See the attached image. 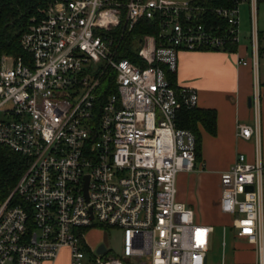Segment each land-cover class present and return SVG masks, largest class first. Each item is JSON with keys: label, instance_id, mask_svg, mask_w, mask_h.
Returning a JSON list of instances; mask_svg holds the SVG:
<instances>
[{"label": "built area", "instance_id": "2783aa9c", "mask_svg": "<svg viewBox=\"0 0 264 264\" xmlns=\"http://www.w3.org/2000/svg\"><path fill=\"white\" fill-rule=\"evenodd\" d=\"M246 1L257 119L239 124L238 136L253 139L255 160L239 154L224 172L219 207L264 264L257 0L216 8L226 29L208 27L203 7L180 0H52L32 19L24 55L0 61V146L28 160L0 205V264L54 263L64 249L71 264H206L214 227L177 199L178 175L197 171L196 135L177 126L178 115L199 96L167 75L181 51L238 43ZM143 18L158 21V34L138 38L136 62L119 59L127 30ZM106 77L115 92L102 98ZM97 226L122 232L119 255L88 243Z\"/></svg>", "mask_w": 264, "mask_h": 264}, {"label": "crops", "instance_id": "0c3cea01", "mask_svg": "<svg viewBox=\"0 0 264 264\" xmlns=\"http://www.w3.org/2000/svg\"><path fill=\"white\" fill-rule=\"evenodd\" d=\"M242 5L246 6L245 23L241 19ZM239 10V41L235 52L225 49H204L185 50L178 55L176 86L195 88L199 96L198 108L215 110L217 118L215 134L208 132L202 124L198 125L201 148L199 160L197 159L199 166L196 164L197 171L180 173L177 178V199L193 210L196 196L194 193L185 192L189 181L194 189L197 183H203L211 173L220 175L221 172L231 167L239 154L246 155L249 162L255 160L253 139L245 140L238 136L239 124L254 126L257 119L255 109L251 104L254 89V72L251 65L253 49L250 39L251 4L247 1L243 2ZM257 25L260 33L259 78L262 92L259 124L264 161V63H262V60L264 61V2L258 3L257 1ZM240 59L248 60L249 64H239ZM220 200L221 191L214 201L218 211H220ZM229 224H222L224 225L223 236L226 247L227 236H230L234 253L233 264H258V253L255 247L247 239L239 237L237 230ZM206 225L213 226L215 232L214 224ZM225 225L230 226L229 233ZM223 264H226V261Z\"/></svg>", "mask_w": 264, "mask_h": 264}, {"label": "trees", "instance_id": "16d2710c", "mask_svg": "<svg viewBox=\"0 0 264 264\" xmlns=\"http://www.w3.org/2000/svg\"><path fill=\"white\" fill-rule=\"evenodd\" d=\"M52 0H0V61L5 54L23 56L24 49L21 44L23 34L32 24V19L39 17ZM237 0H192L196 5L204 8L203 22L212 29L221 26L227 28L226 21L216 15L215 9L219 7H233ZM258 3L264 0H257ZM125 27V22L121 24V29ZM160 26L156 19L143 18L134 28L127 30L118 50L119 59H128L136 62L135 50L138 38L145 35H157ZM237 43H229L225 50L235 52ZM208 50V49H207ZM168 79L172 86H176V73L168 72ZM105 95L115 92L112 79L106 77L103 81ZM216 112L213 109H200L198 107L188 109L183 108L178 115L177 126L189 129L196 135L197 159L200 156L201 139L198 125L202 124L211 134L216 133ZM28 160L21 154L11 150L6 146H0V205H2L14 191L20 177L27 168ZM19 201L15 195L10 204L14 205Z\"/></svg>", "mask_w": 264, "mask_h": 264}, {"label": "rangeland", "instance_id": "374dc122", "mask_svg": "<svg viewBox=\"0 0 264 264\" xmlns=\"http://www.w3.org/2000/svg\"><path fill=\"white\" fill-rule=\"evenodd\" d=\"M190 1V0H180ZM246 6H241V19L246 21ZM262 63L264 61L262 60ZM199 160V157H198ZM199 166V164H197ZM186 173V172H185ZM224 171L217 175L211 173L208 179L204 180L203 183H197L194 189L190 185V181L187 183L186 191L187 194L194 193L195 197V216L196 221L200 224H214L215 232L212 235V242L210 251L208 253V264H233V247L231 244L230 236H227V247L224 246V225L223 223L232 224V217L220 213L217 210L214 201L218 198L219 192L221 191V182H224ZM192 190V191H191ZM221 221L223 223H221ZM227 225V224H226ZM228 233L230 232V226H226ZM88 243L97 248L100 244L104 243L109 249L107 256L116 257L122 251V232L117 228L101 227L97 226L89 229L86 232ZM226 244V243H225ZM224 260V261H223ZM44 264H52L46 262ZM53 264H71L70 253L68 249H64L58 259Z\"/></svg>", "mask_w": 264, "mask_h": 264}, {"label": "water", "instance_id": "95a60500", "mask_svg": "<svg viewBox=\"0 0 264 264\" xmlns=\"http://www.w3.org/2000/svg\"><path fill=\"white\" fill-rule=\"evenodd\" d=\"M97 252H98L99 254H102V253L107 252V246H106L104 243L100 244V245L97 247ZM206 264H207V260H206Z\"/></svg>", "mask_w": 264, "mask_h": 264}]
</instances>
